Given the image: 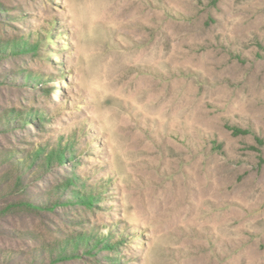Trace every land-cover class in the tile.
<instances>
[{
  "label": "rangeland",
  "instance_id": "obj_1",
  "mask_svg": "<svg viewBox=\"0 0 264 264\" xmlns=\"http://www.w3.org/2000/svg\"><path fill=\"white\" fill-rule=\"evenodd\" d=\"M0 41L26 45L0 60V113L28 114L0 147L62 148L31 192L93 198L17 216L36 240L0 246L264 264V0H0Z\"/></svg>",
  "mask_w": 264,
  "mask_h": 264
},
{
  "label": "trees",
  "instance_id": "obj_2",
  "mask_svg": "<svg viewBox=\"0 0 264 264\" xmlns=\"http://www.w3.org/2000/svg\"><path fill=\"white\" fill-rule=\"evenodd\" d=\"M10 41H0V60L10 53L22 52L24 47L18 41L13 44ZM15 79V78H14ZM1 76H0V84ZM21 113V112H18ZM23 112L22 116L14 115V110H2L0 113V133L5 134L14 127L27 121L28 114ZM21 117V123L16 119ZM234 132L239 130L232 128ZM67 160L62 148L47 149L40 145L28 150H18L0 147V244L4 247L7 241L19 242L26 240L34 242L36 236L27 227L16 224L17 216L28 214L34 216L43 215V211H54L56 204H80L90 205L91 195L84 191H70L69 197H64L65 187L76 183V179L65 178L57 186L49 190L40 191L37 194L31 192L28 183L36 181L40 175L55 165H61ZM53 190H52V189ZM67 196V195H65ZM43 217V216H41ZM5 223V226L3 224ZM7 225V226H6ZM95 239V238H94ZM88 237L77 236V238L63 239L53 247H32L25 252H19L12 248L0 246V264H58L68 262L84 249V253H93L94 249L102 242L91 244ZM105 243V242H104ZM10 247V246H9ZM60 262V263H61Z\"/></svg>",
  "mask_w": 264,
  "mask_h": 264
}]
</instances>
